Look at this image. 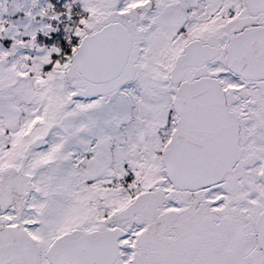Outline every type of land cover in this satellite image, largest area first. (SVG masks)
Returning a JSON list of instances; mask_svg holds the SVG:
<instances>
[{
  "label": "snow or ice",
  "instance_id": "obj_1",
  "mask_svg": "<svg viewBox=\"0 0 264 264\" xmlns=\"http://www.w3.org/2000/svg\"><path fill=\"white\" fill-rule=\"evenodd\" d=\"M0 264H264V0H0Z\"/></svg>",
  "mask_w": 264,
  "mask_h": 264
},
{
  "label": "flooded vegetation",
  "instance_id": "obj_2",
  "mask_svg": "<svg viewBox=\"0 0 264 264\" xmlns=\"http://www.w3.org/2000/svg\"><path fill=\"white\" fill-rule=\"evenodd\" d=\"M8 2H9V6L11 7V5H12V0H8ZM6 15V17H7V14H5ZM19 15H21L20 13H16L12 18L13 19H15L16 17H18Z\"/></svg>",
  "mask_w": 264,
  "mask_h": 264
}]
</instances>
